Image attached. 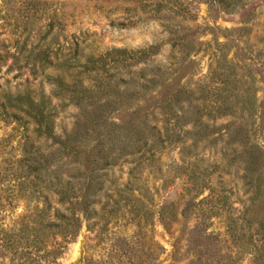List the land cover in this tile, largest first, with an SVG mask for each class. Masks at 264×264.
<instances>
[{"label": "rangeland", "instance_id": "374dc122", "mask_svg": "<svg viewBox=\"0 0 264 264\" xmlns=\"http://www.w3.org/2000/svg\"><path fill=\"white\" fill-rule=\"evenodd\" d=\"M57 77L89 90L97 78L110 83L100 129L134 123L147 136L128 148L139 151L109 155L94 213L78 212L73 239L55 189L69 181L78 193L70 174L80 164L59 153L36 178L25 160L60 145L29 117L4 114L1 98L42 91L63 140L86 120V103L78 90L59 92ZM263 119L264 0H0V264H260V239L242 230L251 193L239 153L253 145L264 154ZM192 171L203 186L188 183ZM201 219L218 240L193 248Z\"/></svg>", "mask_w": 264, "mask_h": 264}, {"label": "trees", "instance_id": "16d2710c", "mask_svg": "<svg viewBox=\"0 0 264 264\" xmlns=\"http://www.w3.org/2000/svg\"><path fill=\"white\" fill-rule=\"evenodd\" d=\"M114 52L126 54L125 50L120 49H115ZM54 81L57 83L59 92L70 91L75 93L78 90L82 95L79 94L80 96L76 97L77 103L81 104L84 101L86 103L83 108L86 113V120L79 125V130L72 132V134H67L63 140H60L53 133L52 109L49 106V100L43 95L42 91L38 97H36L37 95L34 96L33 92L29 90L17 94L4 91L1 98L4 100V104H2L4 114L7 113L6 109H11L15 111V116L23 114L29 117L36 124V132L39 136L43 135L51 139L53 143L60 145L59 149L51 151L47 155L36 150L34 156L25 160L30 163L28 166L29 170L35 173L36 178L41 177L46 165L49 162H53L59 153H62L65 158H70V161L73 163L80 164V169H74V173L70 174L73 179L80 177V189H78V193L74 191L75 187L69 181L60 189H55L56 195L59 197L58 202L66 203L68 206L66 209L68 211L65 223L67 226L66 232L69 239H73L80 228L78 214H82L84 218H89L94 213L91 209V205L94 203L93 194L102 185V181H100L101 175L98 171L102 166L110 163L108 161L109 155L116 150H119L121 154L126 151H129V153H133L134 150L139 151L140 147L138 144L140 142L145 146L147 145V136L141 126L134 123L130 124V127L125 129L124 133L121 132L113 135L109 132L104 134L105 132L100 129L99 125H104L106 121L108 107L114 103V100L107 98L112 86L110 83L97 78L94 89L89 90L88 88L70 86L64 83L60 77L55 78ZM85 93H89V96L86 97ZM117 94L122 95L120 92ZM129 95L131 96L132 94ZM104 97L106 101L102 104L100 99ZM178 100L176 95L175 101ZM87 107H91V111H87ZM164 108L171 111L169 103ZM262 129L264 130V119L262 120ZM194 134L200 138L207 136L204 128ZM242 142L243 145H247L248 139L244 135L242 136ZM135 146L139 148L128 149ZM239 160V166L243 171L242 179L245 180L246 190L251 193L249 198L251 205L245 210L242 217L244 221L242 230L248 233L249 241L252 240L253 236H257L260 239L261 249L259 254L256 255V259L260 260V264H264V154L258 147L247 145L240 151ZM82 178L84 179L83 183H81ZM198 178V175L194 171L188 174V183L191 184L192 188L203 186V179L199 182ZM194 206L195 202L190 198L181 209V216L187 217ZM201 220L189 231L188 242L189 240L190 243L192 242L193 248L200 244L205 245L218 240L216 234L207 233V225L204 220ZM253 224L256 225L254 230L252 229ZM231 230L232 236L236 234L235 226ZM7 248V246H2L1 250L3 251L1 252H4ZM199 252L198 254H201ZM50 253L56 256L60 254V250L55 249ZM2 255L0 253V256Z\"/></svg>", "mask_w": 264, "mask_h": 264}]
</instances>
